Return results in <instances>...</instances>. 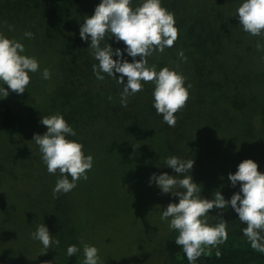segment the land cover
<instances>
[{
  "label": "rangeland",
  "instance_id": "1",
  "mask_svg": "<svg viewBox=\"0 0 264 264\" xmlns=\"http://www.w3.org/2000/svg\"><path fill=\"white\" fill-rule=\"evenodd\" d=\"M142 2L131 0V7L135 9ZM100 3L101 0H0V32L22 43L24 54L34 57L40 65L36 73H29L31 82L23 94L3 85L9 95L0 97L25 121L24 129L15 136L5 134L0 128V224L12 221L10 226H4V233L0 232V244L10 251L18 248L15 243L31 248L27 254L23 252L26 264L42 260L45 252L41 242L33 239L32 233L36 230L29 225L30 220L46 219L49 214L39 210L35 202L51 201L49 194L53 197V188L60 178L59 172L49 174L43 161L38 162L41 153L33 136L47 131L40 123L42 116L58 113L76 133L66 138L77 142V121L81 120H77V73L91 76L92 68L88 71L86 68L97 61L92 53L89 58L88 49L79 57L88 58L90 64L77 69L82 41H77V32L70 28L81 26L84 18L91 17ZM242 3L243 0H161L162 7L174 14L175 27L179 30L175 45L180 47H175L172 53L153 52L147 58L149 66L155 65L157 71L168 67L186 78V88L191 85L186 106L177 112L180 120L176 124L183 134L181 146L189 153L184 160H194L188 174L201 186V197L206 199H212L217 190L225 200L239 192L240 184L233 187L228 175L235 174L238 165L246 159L256 162L258 171L264 173V128L257 123L264 106V50L256 48L257 43L264 45V36H252L243 31L236 16V9ZM77 4L82 5L81 8L77 9ZM200 17L204 18V31L193 26ZM9 25L14 30L9 31ZM25 32L33 33V37L26 38ZM186 47L192 55L186 56L185 62L178 53H185ZM192 59H196L195 62ZM45 68L51 74L48 80L42 78ZM145 89L140 92L142 102L154 103V85L145 83ZM98 97L79 105L78 113L84 110L82 119L90 112L105 111L106 100ZM130 110L136 112L138 106ZM121 150V154L100 150L98 156H93L94 169L88 171V179L81 178L67 194H57L74 201L85 214L99 218L91 227L89 218L79 214L87 228L80 231L83 239L78 240L79 247L82 246L79 255L77 252L80 256L77 264L84 260L81 241L99 250L101 264H147L146 256L138 258L132 254L127 246L130 241L127 234L144 235L151 245L150 240L160 237V243L164 242L176 231L169 228V221L161 219V214L169 203H179V198L162 193L151 181L153 174L176 176L175 173L165 171L163 162L156 163L152 155L141 151L136 136L125 138ZM216 211L208 214V223L213 226L219 222ZM220 218L228 222V235L240 242L247 241L242 232L247 225L239 221L231 207L223 210ZM79 230L77 224V234ZM108 237L110 241H106ZM97 239H103L99 246ZM161 250L157 261L165 264L164 244ZM48 252L52 264H64L65 249L53 242ZM11 255H15L14 252L0 259H6L4 264H22L18 262L19 258L23 260L22 253L16 260Z\"/></svg>",
  "mask_w": 264,
  "mask_h": 264
},
{
  "label": "clouds",
  "instance_id": "2",
  "mask_svg": "<svg viewBox=\"0 0 264 264\" xmlns=\"http://www.w3.org/2000/svg\"><path fill=\"white\" fill-rule=\"evenodd\" d=\"M236 16L244 32L264 36V0H243L236 9ZM8 30H14L13 26L9 25ZM107 34L114 36L117 42L122 41L126 48L123 51L119 48L113 50L109 44L101 47ZM178 35L174 14L162 7L161 0H143L135 9L131 7V0H101L94 14L86 16L80 27V38L86 42L90 38L88 49L98 62L92 65L96 78L104 80L101 74L104 73L116 79L115 73L120 74L116 82L123 86L120 94L122 107H127L129 96L143 91L144 83H152L153 107L169 127L176 125L175 114L186 106L191 85L186 88V78L168 67L157 71L155 65L149 66L147 58L153 52L162 54L166 48L173 47ZM24 36L32 38L33 33L25 32ZM256 48L264 50V45L257 43ZM125 51L133 62L123 58ZM24 53L22 43L0 32V97L9 95L3 85L17 94H23L31 82L29 73L39 70V62ZM114 55L118 59L114 60ZM178 55L186 62L183 51ZM137 56L141 58L138 61L135 59ZM50 75L49 69L45 68L42 78L48 80ZM40 123L47 131L43 135L34 134L33 141L39 148L48 173L60 174L53 188V198H58L57 194L72 191L81 178L88 179L86 173L92 169L93 157L85 155L82 144L66 138L76 133L62 115L42 116ZM165 165L178 175L153 174L151 181L162 193L179 198V203L168 204L162 211L161 219L169 221V228L178 232L175 244L181 247L189 264H195L202 255L211 256L213 248L227 241L228 222L220 217L223 210L229 207L238 214L239 221L247 225L242 232L251 248L264 253V173L258 171L256 162L246 159L238 165L235 174L229 173L231 185L240 184L239 192L234 193L230 200H225L219 190L213 193L212 199L201 197V186L194 183L188 174L193 168V159L171 156L165 160ZM213 210H217L219 220L214 226L208 223V214ZM32 237L40 241L44 249L51 248L53 242L56 245L60 243L58 239L53 241L44 224L37 227ZM81 243L84 254L82 264H101L99 250L83 241ZM78 251L80 249L76 245L67 247L69 257L75 256ZM215 255L220 258L221 252L216 251Z\"/></svg>",
  "mask_w": 264,
  "mask_h": 264
},
{
  "label": "trees",
  "instance_id": "3",
  "mask_svg": "<svg viewBox=\"0 0 264 264\" xmlns=\"http://www.w3.org/2000/svg\"><path fill=\"white\" fill-rule=\"evenodd\" d=\"M81 6L77 4V9L81 8ZM198 8L202 13L203 7H201L200 5L198 6ZM178 24L180 25L181 22L178 21ZM193 26H198L204 31V18L200 17L199 19L194 21ZM80 27L81 26L77 25V28H70V30H72L73 32H77V41L81 39ZM81 41L82 42H80V48L77 47L79 49V55L77 57V69H84V65L88 66L90 64L88 63L90 62L88 58L79 57L82 54L88 52L87 47H90V42L89 40L86 42L82 39ZM107 44H109L113 48V50L119 48L123 51L126 48V45L122 41L117 42L114 36L111 37V34H107L105 36V39L101 42V47H104ZM177 45H175L174 43L173 47L166 48L165 51H170L172 53L175 47H180V45ZM186 49L187 50L185 51L184 56L191 57L192 53H190L189 47H186ZM90 53L91 50L89 49V58L91 56ZM195 54L196 55L194 56L197 57L198 54ZM137 57L135 58L136 60H138ZM123 58L129 63L133 62V58L129 57L126 51L124 52ZM113 59L116 60L118 59V57L114 55ZM195 60L196 59H192V61L194 62ZM95 64H97V62H95ZM92 65L93 63H91V66L89 68H86V70H90V68H92ZM77 75L79 76L77 77V120L81 118L80 122L77 121V142L83 145V151L85 155L96 157L99 155L98 153L100 150H105L106 152L112 150L115 153L121 154V145L123 143V140L129 136H136V139H138L139 149L141 151H146L148 154L152 155L156 163L163 162L165 171H172L173 173H175L174 170L166 167L165 160L171 156H176L184 160L189 156V153L181 146L183 134H180V130L178 127L179 125L176 124L174 127H169L166 123H164L163 117L161 115H157L156 110L153 107V103H151L150 101L142 102L140 92L135 95L129 96L127 107H122L120 102V94L123 91V86L116 82V79L120 78L119 73H115L116 79L108 76L107 74H103L104 80L102 81L106 83L104 85L99 84L101 80H98L96 77H94L95 74L93 73H91V76H88L85 73H77ZM124 81L126 84V77L124 78ZM89 82L91 84L87 87H84V85ZM146 89L143 90V92H145ZM101 91H103V93ZM95 96H100L98 98H104L107 103V108L105 109V111L99 112L98 114L96 112H90L91 116L88 115L85 117L88 118L90 116V119L88 120H84L85 118L82 119L81 115L84 110L81 111V113H78L79 105L85 103L89 98H95ZM109 97H111V99H109ZM137 106L138 110L136 112L130 110ZM259 113L260 115L257 123L260 127L264 128V106L260 109ZM175 115L176 120L179 121L180 119L177 118V113ZM24 124L25 121L23 117L15 113L8 102L0 98L1 130L9 136H15L24 129ZM98 135L100 136V138L97 137ZM38 162L42 164V159H39ZM42 165L46 166L44 162ZM86 174H88V172ZM175 175L178 174L175 173ZM66 198L67 197L62 194V196L60 195L57 199H54L52 197V194H49L48 199L51 201H36L35 205L38 204L37 208L41 211H47L49 216L46 219L38 220L36 222L30 220L31 224L29 225V227L32 230H36L39 225L44 224L48 228L49 233L53 236L52 239H58L60 241L59 247L61 249H65L64 264H77V258L79 259L80 256L78 257L76 253L75 256L69 257L67 255V247L70 245H76L80 249L82 246L81 245L79 247L78 240L83 239L82 235L80 234L87 228V224L86 222L81 221L79 214L83 215L86 218H89L91 227H93V223L95 221L98 222L97 219L99 218L85 214L82 207H79L78 205L76 207L74 205V201H69L68 198ZM9 214H11L10 211ZM11 222L12 221H5L4 223L0 224V232L4 233V226H6V224L10 226ZM100 223L101 225L106 224L105 222ZM77 224L80 225L78 234ZM23 225L26 226L27 223L24 221ZM24 226L22 227L24 228ZM177 235L178 232L175 231L173 235L168 238L166 237L164 242L161 243L160 241H162V239L160 237L153 240L149 239L151 242V245H149L147 242V237H145L144 235L136 236V232H132L131 234H127V237H130V241H127V246H130V250L133 251L132 254H135L136 256H138V258L146 256L147 264H159L157 259L158 255L162 251L161 245L164 244V248L166 251L164 257L167 258L165 264H189V261L187 260L181 247L175 244ZM5 240H3L2 243ZM98 240L99 239H97V241ZM102 240L97 242V246L102 243ZM110 240L111 239L109 237L106 239V241ZM15 247H18L16 251L12 249L10 251L9 249H7L9 250V252L7 253L6 248L8 247L5 248V246L0 244V254H2L0 255V258H7V256H9L11 252H14L15 255L11 256L15 257L16 260L17 255L19 253H22L23 260L19 258L18 262L26 264L27 261L25 260L26 257L24 258V256L25 254H27L26 252H29V249L31 250V248L25 245H20L18 243H15ZM49 249H45L42 260L35 263L33 262L31 264H52L53 260L50 256V252H48ZM216 251L221 252L220 258L216 257ZM23 252H25V254H23ZM4 260L6 259H0V264H4ZM195 264H264V253H258L254 251L248 241L240 242L234 236L228 235V239L226 242L220 244L218 248L212 249L211 256L202 255L195 261Z\"/></svg>",
  "mask_w": 264,
  "mask_h": 264
}]
</instances>
